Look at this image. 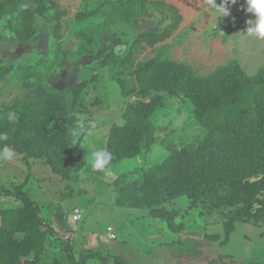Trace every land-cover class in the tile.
I'll return each mask as SVG.
<instances>
[{"label": "trees", "instance_id": "trees-1", "mask_svg": "<svg viewBox=\"0 0 264 264\" xmlns=\"http://www.w3.org/2000/svg\"><path fill=\"white\" fill-rule=\"evenodd\" d=\"M106 6L76 16L80 29L75 54L79 58L66 62L75 67L71 68L72 82L68 81L62 90L48 85L44 77L57 71H50L51 64L59 67L61 58L68 61V51L56 47L49 66L44 59L30 57L23 63L9 64L0 56V81L11 74L18 78V95L0 108V132L9 137L0 142V148L6 143L15 149L12 163L23 172V177L9 175L5 177L7 183H0V264H43L54 243L63 248V254L60 252L48 264H130L118 253L85 246L74 249L73 238L63 240L45 218L50 208L44 203L46 191L57 199L51 206L52 217L64 231L71 229L65 221L62 202H80L88 195L71 182L77 180L82 169L77 161L81 157L80 140L93 123L87 103L91 99H86L91 87L97 92L91 106L103 105L109 96L115 97L116 106H123L122 122L112 125L106 138L105 150L114 159L105 171L93 170L98 178H108L111 167L149 154L156 146L168 150L160 162L142 165L113 179L110 194L115 206L147 211L158 227L180 237L175 241L180 246L188 240L225 246L238 224L261 229L264 237V65L248 76L236 59H230L208 74L198 75L189 65L168 58L170 45L156 47L171 37L182 21L174 7L147 0H125ZM154 13L161 15L156 22L133 26L137 30L133 31L135 35L127 36L125 52L118 54L108 49L95 60L102 22L104 27H108V21L128 25ZM64 16L50 0H0V45L5 41L31 45L44 32L57 38ZM233 19L227 17L220 24ZM145 48L152 49L153 58L135 65L134 51ZM82 60L87 66L79 65ZM134 65L137 70L128 88L121 69ZM107 73H114L108 82L118 87L115 93L103 94L108 89L99 81ZM175 100L190 111L197 130L193 134L186 129L171 130L162 137L159 126L170 117L172 110L168 106ZM9 111L17 113L16 122L6 119ZM78 121L82 126L78 127ZM77 127L79 139L72 146L70 129ZM44 166L49 168V174L43 176L45 180L40 176L35 179L37 168ZM53 178L63 184L57 192L45 188L47 183L51 187ZM33 180L44 204L32 194ZM179 198L187 200L188 211L199 210L200 218L220 213L222 235L187 229L184 222L178 221V210L170 208ZM207 264L264 261L240 263L218 256L208 259Z\"/></svg>", "mask_w": 264, "mask_h": 264}, {"label": "rangeland", "instance_id": "rangeland-1", "mask_svg": "<svg viewBox=\"0 0 264 264\" xmlns=\"http://www.w3.org/2000/svg\"><path fill=\"white\" fill-rule=\"evenodd\" d=\"M50 1L56 3L59 9L65 13L60 22L61 26L57 38L52 37L50 32H44L38 34L31 45L14 44L11 41H5L0 45V56L9 64H14L16 61L23 63L26 58L30 57L37 61L38 59H44L49 66L54 61L53 52L56 47H59L62 51H68V61L66 58H61L58 61L59 67L54 65V63L51 64L50 66H53V68L50 71L52 72L55 69L57 71L44 77L48 85L54 87L55 85L64 84L66 86L68 81L72 82L71 68L75 67V65L66 64V62L79 58L75 54L79 43L77 31L80 29L75 20L76 16L82 12L90 13L95 8L102 7L105 9L108 7L106 6L107 4L120 3L125 0ZM147 1H163L165 4L174 7L178 14L182 16V21L171 37L156 46L170 45L167 56L172 61L183 62L189 65L196 74L203 76L213 71L217 66L226 64L230 59H236L241 69L248 76L256 74L263 67L264 41L256 40L245 33L246 20L253 17L250 13L246 14L244 12V0H237L235 4L226 5L230 9L227 17H235V19L223 25L220 23L227 17H218L215 21V10L208 3V0ZM215 3L219 5L221 0H215ZM160 16L157 13L151 16L145 15L141 21L132 22L128 25L108 21L106 25L108 27H104V22H102L103 29L99 34L100 47L94 54L95 60L103 56L108 49H115L118 54L125 52L123 49L128 47L127 36L135 35L133 31L137 30L133 26H147V21H150L149 24H151V22H156ZM153 56L154 53L150 48L140 51L135 50L134 64L147 62ZM84 61L82 60L79 65L87 66L84 65L86 64ZM135 65L134 67L130 66L131 68L128 69L124 66L121 69L122 79L127 83L128 88L132 85V74L137 70ZM113 71L119 73V70L114 69ZM112 76H114V73H107L101 77L99 82L103 83L108 89L103 94L118 91V87L112 81L108 82V80L112 79ZM99 82H96L97 87H99ZM17 84L18 78L15 74H11L0 81V108L11 103L14 97L18 95ZM96 95V89L93 87L86 94V99H91L87 103L90 110L89 116L93 123L89 133L80 140L81 147L79 152L81 157L77 161L79 166H82V169L77 180L71 182L77 188L84 189L88 195L85 199L81 197L79 205L75 203L77 199L62 202L64 218L70 226V231L61 230L56 226L52 217L53 210H51V206L55 205L57 199H53V195L51 196L47 191L45 192L47 200L44 203L50 206L45 211V218L49 220L54 230L63 240L73 238L74 249L85 246L91 249L99 248L108 254L118 253L130 264H207L208 259H214L218 256H224L240 263L264 261V237L261 236V229L253 225L238 224L231 240L225 246H220L217 242L209 243L207 241L197 242L191 240L180 246L175 242L180 237L167 233L162 226L158 227L156 223L149 219L147 211L124 210L115 206L113 196L110 194L113 179L142 165L149 167L160 162L167 156L168 150L163 146H156L149 154H141L135 159L126 160L111 167L107 170V174L111 178L108 175V178H98L93 173L90 164L91 154L100 148L105 149L109 129L112 125L122 122L123 106H116L117 100L111 96L104 99L105 103L103 105L91 106L90 102ZM169 104L168 107L172 110V113L159 126L160 135L165 137L169 131L179 132L181 129H186L189 134L195 133L197 128L195 125L193 126L190 111L184 105H181L179 100L172 101ZM172 138L175 142L180 141L179 137ZM69 142L74 146L73 139H69ZM82 157L83 159H81ZM12 160H0V183H7L5 177L9 175L23 177L22 168L18 165L16 167ZM37 169V174L34 175L35 179H38L39 176L44 179L45 177L43 178V176L49 174L48 166ZM50 184L51 187L47 183L45 188H48V191L51 192H53V189L55 191L63 187L61 181L55 178L51 180ZM33 186L32 194L36 198L39 197L42 201L41 196H37L39 192L35 183ZM2 202L0 201V203ZM187 203L186 199L179 198L170 205V208H175L180 213L181 218L178 221L184 222L187 229L193 228L203 233L222 235L221 222L223 218L220 213L214 212L209 216L200 218L198 215L199 210H187ZM74 206H79V209H81L82 215L79 222H72L70 217L71 210L76 208ZM108 229H111L114 236L117 237L115 241L107 238ZM60 252L62 256L63 248L59 244L54 243V247L46 254L45 263L43 264L50 263L49 261L59 256Z\"/></svg>", "mask_w": 264, "mask_h": 264}, {"label": "clouds", "instance_id": "clouds-1", "mask_svg": "<svg viewBox=\"0 0 264 264\" xmlns=\"http://www.w3.org/2000/svg\"><path fill=\"white\" fill-rule=\"evenodd\" d=\"M237 0H221V3L217 5L215 0H208V3L212 6L214 11V19L218 17L229 16L230 9L226 5L235 4ZM244 12L251 14L253 18L246 20L245 33L254 37L256 40L264 41V0H244ZM6 119L9 122H16L18 119L15 111H9ZM78 127L82 126V122H77ZM77 128L70 129V137L73 139V143L79 138V131ZM9 139L6 132H0V142L7 141ZM15 155V149L8 144H4L0 148V160H11ZM114 159L113 154L104 148H100L92 152L90 157V164L94 171H105Z\"/></svg>", "mask_w": 264, "mask_h": 264}, {"label": "built area", "instance_id": "built-area-1", "mask_svg": "<svg viewBox=\"0 0 264 264\" xmlns=\"http://www.w3.org/2000/svg\"><path fill=\"white\" fill-rule=\"evenodd\" d=\"M81 215H82L81 214V210L79 208H74L71 211V214H70V217H71L72 222H78V221H80L81 220ZM107 238L109 240H114L115 239V236L112 233V230L111 229H108Z\"/></svg>", "mask_w": 264, "mask_h": 264}, {"label": "water", "instance_id": "water-1", "mask_svg": "<svg viewBox=\"0 0 264 264\" xmlns=\"http://www.w3.org/2000/svg\"><path fill=\"white\" fill-rule=\"evenodd\" d=\"M66 86L63 84V85H61V84H59V85H55L54 86V88L55 89H57V90H62V89H64Z\"/></svg>", "mask_w": 264, "mask_h": 264}, {"label": "crops", "instance_id": "crops-1", "mask_svg": "<svg viewBox=\"0 0 264 264\" xmlns=\"http://www.w3.org/2000/svg\"><path fill=\"white\" fill-rule=\"evenodd\" d=\"M75 203H76L77 205H79V204H80V202H79V200H78V199L76 200V202H75Z\"/></svg>", "mask_w": 264, "mask_h": 264}]
</instances>
